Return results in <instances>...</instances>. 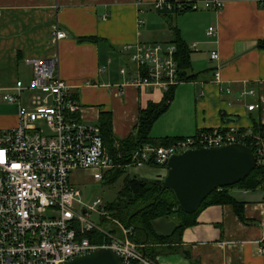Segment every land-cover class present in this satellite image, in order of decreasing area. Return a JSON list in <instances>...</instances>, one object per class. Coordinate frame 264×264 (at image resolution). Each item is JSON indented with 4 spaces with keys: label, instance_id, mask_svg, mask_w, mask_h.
Listing matches in <instances>:
<instances>
[{
    "label": "crops",
    "instance_id": "obj_1",
    "mask_svg": "<svg viewBox=\"0 0 264 264\" xmlns=\"http://www.w3.org/2000/svg\"><path fill=\"white\" fill-rule=\"evenodd\" d=\"M154 1L0 0V132L19 123L18 105H3V96L18 81L28 84L32 78L25 60L57 57L58 72L72 87L81 118L99 125L101 114L111 113L115 139L128 138L141 111L159 104L165 92L126 85L136 69L125 47L140 42L173 44L174 30L191 52V74L199 75L177 86L174 100L154 123L151 138L181 139L231 127L249 131L255 120L264 125V49L259 47L264 40V0H220L224 2L220 11L203 8L214 0H192L200 9L181 13L156 11ZM140 21L144 25L139 26ZM55 26L66 34L64 39H56ZM210 27L217 29V37L207 36ZM212 52H218L219 60H211ZM122 68L128 70L127 76L121 74ZM251 89L254 96L247 94ZM256 103L261 107L249 111L248 105ZM230 195L243 204L244 220L232 205L209 206L180 241L155 248L156 261L264 264V184L255 191L233 188ZM167 228L163 219L154 222L159 235H171L176 226L163 232Z\"/></svg>",
    "mask_w": 264,
    "mask_h": 264
},
{
    "label": "built area",
    "instance_id": "obj_2",
    "mask_svg": "<svg viewBox=\"0 0 264 264\" xmlns=\"http://www.w3.org/2000/svg\"><path fill=\"white\" fill-rule=\"evenodd\" d=\"M153 7L173 13L200 9L192 0L187 4L155 0ZM223 7L220 0L203 5L216 11ZM142 25L144 21L139 22ZM217 34L215 27L207 31L210 38ZM55 37L62 40L66 34L55 26ZM125 50L131 51L130 61L136 69L126 85L152 86L167 92L180 84L174 44L140 42ZM211 60H219L218 52L211 53ZM25 63L32 69V78L28 84L18 81L12 92L3 96L6 103L18 105L19 123L0 132V264H63L100 249L113 250L123 264H159L144 254L143 245L130 240L132 231L111 218L101 198L92 204L82 201L72 175L97 170L100 181L106 170L126 172L131 166L152 165L166 168L172 156L187 150L240 143L239 129L203 130L165 147L146 144L132 153L129 163L117 164L104 144L99 125L81 118V106L72 96V87L58 72V58L26 59ZM120 72L128 75L126 68ZM215 80L220 81L219 71ZM255 93L253 89L247 92L252 96ZM260 107L251 104L248 110ZM38 123L47 125V129ZM257 148L264 167L263 140L258 139ZM93 212L117 226L122 236L108 225L92 222ZM98 236H102V242Z\"/></svg>",
    "mask_w": 264,
    "mask_h": 264
},
{
    "label": "trees",
    "instance_id": "obj_3",
    "mask_svg": "<svg viewBox=\"0 0 264 264\" xmlns=\"http://www.w3.org/2000/svg\"><path fill=\"white\" fill-rule=\"evenodd\" d=\"M94 38H81L79 41H94ZM176 46L175 59L178 63V80L181 83L191 82L198 78L199 74H191L192 62L191 52L188 46L182 42L177 30H174V41ZM259 47L264 49V40L260 42ZM176 86L169 88L165 92L162 101L159 104H151L146 110L141 111L139 123L136 130L128 138L117 140L113 134V119L111 113H102L99 127L101 129L104 144L110 154L116 159L117 164H127L130 162L131 155L137 149L146 144L154 146H169L176 140L154 141L151 138V130L158 118L166 112L170 104L174 100ZM239 142L249 147L255 154L257 160L256 169L240 183L219 189L212 193L199 207L194 214L183 212L173 193L163 189L160 180H146L138 176H129L126 178L123 188L119 192L118 199L113 204L106 205V210L110 212V216L119 222L126 229L132 231L130 240L138 245H143L142 251L145 255L156 260L155 248L160 245H169L180 241L183 232L197 224L199 214L209 206L214 205H232L237 215L244 220L243 204L238 203L231 195L230 189L236 188L246 191H255L264 184V167L260 164L257 151L258 139H264V125L259 121H254L251 130L239 129ZM121 155V157H119ZM156 166V165H152ZM158 167V166H156ZM165 168V167H163ZM116 171L111 179L115 182L122 173V169ZM176 216L178 224L171 235L162 236L157 234L154 229V222L159 219H166ZM103 224L113 228V232L122 236L120 229L111 224L109 221H103ZM99 237V236H98ZM103 241L102 236L97 239ZM193 264H200L194 260Z\"/></svg>",
    "mask_w": 264,
    "mask_h": 264
},
{
    "label": "water",
    "instance_id": "obj_4",
    "mask_svg": "<svg viewBox=\"0 0 264 264\" xmlns=\"http://www.w3.org/2000/svg\"><path fill=\"white\" fill-rule=\"evenodd\" d=\"M256 167L254 152L242 143H234L174 155L166 165V176L157 180L164 190L173 193L183 212L194 214L212 193L240 183ZM63 264H123V260L111 249H100Z\"/></svg>",
    "mask_w": 264,
    "mask_h": 264
},
{
    "label": "rangeland",
    "instance_id": "obj_5",
    "mask_svg": "<svg viewBox=\"0 0 264 264\" xmlns=\"http://www.w3.org/2000/svg\"><path fill=\"white\" fill-rule=\"evenodd\" d=\"M4 103L5 104L3 105L7 104L6 102ZM38 125H41L44 129H47V125H44L42 123H38L37 126ZM115 172L116 171H104V178L100 181H97V177L99 174V171L97 170L80 172L72 175V182L81 191L83 202H89L92 204L93 200L101 198L106 205H111L118 199L119 192L123 188L126 178H128L129 176H138L146 180H157L159 177H165L167 173L166 169L163 167L131 166L126 170L125 173H122V175L115 182L112 183L111 179L114 177L113 175L115 174ZM108 213L110 214L109 211ZM90 220L97 225H103V219L97 212L92 213V217L90 218ZM163 220L168 226V230L163 231L166 233L171 232L178 224V220L175 215Z\"/></svg>",
    "mask_w": 264,
    "mask_h": 264
}]
</instances>
